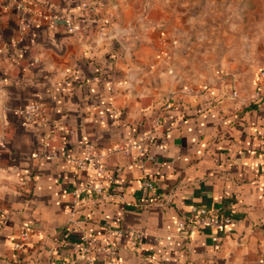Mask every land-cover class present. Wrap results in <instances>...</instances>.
<instances>
[{
	"label": "crops",
	"instance_id": "obj_1",
	"mask_svg": "<svg viewBox=\"0 0 264 264\" xmlns=\"http://www.w3.org/2000/svg\"><path fill=\"white\" fill-rule=\"evenodd\" d=\"M147 3L0 0V264H264V79L182 62ZM88 146L101 175L70 161ZM93 181L103 196L75 195ZM200 209L231 222L180 230Z\"/></svg>",
	"mask_w": 264,
	"mask_h": 264
},
{
	"label": "rangeland",
	"instance_id": "obj_2",
	"mask_svg": "<svg viewBox=\"0 0 264 264\" xmlns=\"http://www.w3.org/2000/svg\"><path fill=\"white\" fill-rule=\"evenodd\" d=\"M144 14L162 20L179 59L199 71L209 62L242 77L264 71V0H148Z\"/></svg>",
	"mask_w": 264,
	"mask_h": 264
},
{
	"label": "built area",
	"instance_id": "obj_3",
	"mask_svg": "<svg viewBox=\"0 0 264 264\" xmlns=\"http://www.w3.org/2000/svg\"><path fill=\"white\" fill-rule=\"evenodd\" d=\"M12 2H14V4L16 5V7L18 9H23L24 7V0H12ZM98 4H94V5H84L83 8V14L85 16H87L90 12H92L95 8H97ZM63 23L65 24L66 28L68 29V31L72 34H76L78 31L77 26L74 23V20L72 17L66 16L63 19ZM260 79H264V71L260 74ZM259 93L258 95H260L261 92L264 91V84H261L259 86ZM235 96H237L236 94H234ZM20 114L27 120V121H32L35 120L37 118H42L44 117V108L37 103H30L28 104L21 112ZM157 126H159V122L157 123ZM171 133L170 131L166 132V135L169 136ZM154 135V134H152ZM151 135V136H152ZM147 137H142L140 141L136 142V141H129L126 145V149L129 150H135L137 152L142 153V148H141V143L146 140ZM3 146H5V144H2ZM46 147H49V145L47 144ZM44 158L46 159H51L52 156L49 153H44L43 155ZM105 155H101V154H95L92 150V146H88L87 148V156L85 157V159H73L70 158L71 163H73L75 165L76 168L81 169V170H86L87 167L90 164H96L98 165L97 167V172L99 175L104 173V167H103V161L105 160ZM152 156L149 155L146 157V160H152ZM264 161V159H263ZM143 187L147 188L149 190H153L154 189V184L150 181L145 180L143 183ZM106 188L104 186V184L102 182H89V184L87 186H84V188L82 190L76 191L75 195H81V194H86V195H97L99 197L103 196L105 194ZM74 214V211H73ZM224 222L225 224H230V220L229 219H224L223 221L220 220L216 215L212 214L210 211H208L207 209H200L197 211H193L191 213V215L187 218V220L181 221L179 222V229L185 232H188L189 234H192L196 231V229H198L197 226H205V227H209L212 229H215L218 227V225L220 223ZM130 236L132 238V244L135 246L137 245L138 241L141 239H144V235L140 232H137L135 230H131L129 231ZM126 234V231L122 230V229H117V230H113V229H108L106 232L107 237H111L112 235H117V236H122ZM23 239H28V234L26 232H24L21 236ZM88 242V238L86 236H84L82 238V251H84L86 254L91 252L90 247L87 245ZM16 247H20V244H16ZM89 261L91 263H94V259L93 258H89ZM108 264H114L112 261L108 262Z\"/></svg>",
	"mask_w": 264,
	"mask_h": 264
},
{
	"label": "trees",
	"instance_id": "obj_4",
	"mask_svg": "<svg viewBox=\"0 0 264 264\" xmlns=\"http://www.w3.org/2000/svg\"><path fill=\"white\" fill-rule=\"evenodd\" d=\"M102 6H104V7H105V4H102Z\"/></svg>",
	"mask_w": 264,
	"mask_h": 264
}]
</instances>
